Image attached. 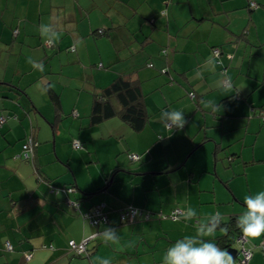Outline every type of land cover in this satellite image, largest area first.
Masks as SVG:
<instances>
[{"label":"crops","instance_id":"crops-1","mask_svg":"<svg viewBox=\"0 0 264 264\" xmlns=\"http://www.w3.org/2000/svg\"><path fill=\"white\" fill-rule=\"evenodd\" d=\"M244 6L246 0H0V116L10 112L3 96L11 85L24 89L30 99L23 101L30 119L20 114L18 120H10L0 128V264H99L101 259H109L112 264H132V259L143 255L147 257L145 264H159L149 250L140 253L146 233L168 240L166 251L176 240L193 232L173 234L165 222L154 217L139 221L141 224L136 226L140 235L133 238L126 234L118 217L125 203L168 214L175 209L185 213L191 207L197 218L190 221L197 222L220 213L211 193H215L217 185L224 186L222 181L226 180L220 179L214 191L198 192L196 186L184 198L178 192L180 182H172V172L164 174L169 175L168 184L176 186L170 201L165 202L161 192L155 191L163 186L161 174H150L148 170L169 164L129 168L119 158L131 148L120 140V136L131 135L129 127L117 118L92 126L89 116L92 92H99L118 75L131 74L139 82L151 118L156 102L160 104L157 111H182L184 106H178L176 101L194 92L204 95L205 103L220 106L226 116L246 122L250 107L264 106V92L253 97L264 86V76L250 75L256 55L252 45L263 44L264 38L252 39ZM246 28L248 40L232 42L233 34ZM101 29L104 35L97 33ZM214 46L222 48L221 60L228 66L233 88L222 87ZM227 54L233 58L229 60ZM49 88L60 94L63 110V119L53 135L46 123L55 118ZM236 92L246 100L231 99ZM66 100L70 106H66ZM152 120L159 123L157 132L161 134L165 123L157 117ZM33 133L40 146L33 162H27L17 155L22 154L21 142ZM76 140L82 141L84 150L74 148ZM104 156L107 157L102 161ZM85 163L87 167L79 173L77 167ZM115 167L138 173L130 181L120 172L113 175ZM172 167L181 169V164ZM113 180L117 197L109 194ZM181 182L188 184L189 177L181 178ZM65 186L76 191L68 195L52 191L53 187ZM231 187L233 190L232 184ZM99 189H106V193ZM89 193L90 199L82 200ZM191 193L197 202L191 201ZM102 203L106 204L109 222L92 227L82 212ZM109 227L117 231L118 244H106L102 239L100 234ZM94 234L98 236L88 244L89 257L69 254V241L82 242ZM127 240L131 248L128 250ZM8 242L12 251L5 248ZM248 243L253 248L250 264H264V236L248 239ZM51 244L54 248H47ZM27 252L32 255L28 261Z\"/></svg>","mask_w":264,"mask_h":264},{"label":"rangeland","instance_id":"rangeland-1","mask_svg":"<svg viewBox=\"0 0 264 264\" xmlns=\"http://www.w3.org/2000/svg\"><path fill=\"white\" fill-rule=\"evenodd\" d=\"M251 1L258 4L252 18L246 8L249 3L248 0H246V6H244L242 11L246 12L248 16L252 39L258 41L257 38H264V0ZM261 45L262 44L258 43L254 45L253 49L256 55L253 56L251 61L250 75L264 76V45ZM248 65L249 60L246 67H248ZM22 83L25 84L26 82L23 81ZM262 92H264V86L261 87L253 97L259 96ZM84 96L85 95H82V98H84ZM190 99L192 98L188 95L187 98L176 101L178 106H184L182 112L185 114L187 120L185 128L189 132H185L183 129H174L170 131L166 126V129L162 131L161 134L157 132L159 123L152 119L155 117L160 118L162 111L170 110L167 108L157 111L160 104L156 102V110L153 106L151 108V112L155 114L152 116L145 130L140 133L130 131V136H120V140H122L127 147L130 145L131 148L120 154L119 158H123L129 168H141L143 166L153 167L154 165H162V162L169 164L171 167L181 164V169H176L170 175L174 176V180L172 177V182H180L178 192L181 193L184 198H186L189 191H193V188L196 186L198 188L195 189L198 192L201 190L214 191V186L218 184L220 179L229 180L232 178L231 184L234 190L233 193L237 200H233L232 193L223 185H217L215 193H211L214 195L217 202L216 206L220 210V213L224 215L222 218L223 221H225L230 215H240L246 210V206L243 203L246 195H255L260 191H264V161L262 160L264 158V117L253 116L252 112H249L248 120L245 122L244 119H235L226 116L223 114L220 106L219 108H215V105L207 104L204 101H201L200 105L197 106L196 101H191ZM70 105L71 103L66 100V106ZM51 108L52 105H50V110ZM225 108H228V106ZM69 111L71 113L72 109L69 108ZM0 113L2 112L0 111ZM38 116L41 117L40 114H38ZM27 118L29 119V116H27ZM44 121L46 122L45 119ZM46 123L49 126V132L53 135L50 123ZM204 139L207 140L202 143ZM52 143H54V136L52 137ZM57 143L59 144V142ZM217 144L220 149L218 153L215 154ZM68 145L70 146L72 143L70 142ZM53 147L52 145V149ZM127 151L142 155V161L132 163L128 157L129 152ZM106 157L107 156H104L102 161L105 160ZM87 165L86 163L83 166L79 165L77 167L78 172L81 173L85 170ZM89 165L91 164L89 163ZM189 174L192 175L189 176ZM166 176L169 175L160 176V185L163 186L155 190L156 192H161L165 202L170 201L168 198L172 193L171 190L174 191L176 188L175 185L168 184L170 182L166 179ZM185 176H187V179L189 177L188 184L181 182V178L183 179ZM197 180L198 183H196ZM188 185H191L190 189L187 187ZM231 199L232 201L230 202L229 200ZM157 200L158 198L156 196V201ZM191 201L197 202L196 196L193 193H191ZM177 210L182 211L181 209ZM172 213L173 212L168 214L159 211L155 213L153 218L155 217L157 220L165 222L167 228L170 229L173 234L179 232L185 234L188 232H193V234L196 233L199 226L198 220L185 221L183 218L178 219L172 217ZM161 215L162 219L159 217ZM176 220L179 222L178 225L174 224ZM181 223L186 224L188 227L180 225ZM139 224H141V222L126 224V234L132 235L133 238L139 236L140 233L136 226ZM133 226H136L134 233L131 232V230L134 229ZM144 237L145 238L141 240L143 245L140 248V253L149 250L151 252L150 256L152 258L155 256L158 261L160 260L159 264H163L162 256L166 252L164 250V245L168 244L169 241L165 238H154L148 233H146ZM127 241L126 250L131 249L129 240ZM143 246H145L144 250ZM234 248L240 251L239 246L235 245ZM242 256L243 254L241 253L240 260ZM145 258H147L146 255L138 259H132V264H145ZM240 260H236V264H239ZM251 260L252 258L249 260L248 264H250Z\"/></svg>","mask_w":264,"mask_h":264},{"label":"trees","instance_id":"trees-1","mask_svg":"<svg viewBox=\"0 0 264 264\" xmlns=\"http://www.w3.org/2000/svg\"><path fill=\"white\" fill-rule=\"evenodd\" d=\"M248 5L246 6L250 17L252 18V15L255 11V9L257 8V3L256 2H252L251 0H248ZM165 13V12H164ZM225 27L227 28V26L225 25ZM97 33L104 35L105 34V30H99ZM247 28L245 30H243L242 33L240 34H233V38H232V42L238 43L239 41L242 40H246L247 38ZM248 40V39H247ZM264 44V43H263ZM262 44V45H263ZM261 45V46H262ZM254 47V45H252ZM71 51H74V48H71ZM213 56L214 59L216 61L217 65H220V73L223 76L222 79V87L223 88H233V82L230 80V78L228 77L227 71H228V66H224L222 63V56H223V51L222 48H220V46H214L213 47ZM162 54H167V50H162ZM226 57L231 60L233 58L232 54H227ZM150 66H152V64H149ZM163 72H167V70H164ZM181 74V78L183 79ZM179 77V76H178ZM172 81H177L179 83H181L179 80H175L172 78ZM9 85L11 83H8ZM11 90L9 92H7L6 94H4L3 96V100H5L6 103H8L9 106H7V110L10 111L9 113H6L4 115L0 116V128L8 121L10 120H18L19 119V115H26L29 116L27 110L24 107V103L23 101H29L30 99L27 96V93L25 92L24 89H21L18 85H11ZM48 95L51 99V102L53 103L54 106V114H55V118L54 121L50 123L51 127H52V131L53 133H56V131L58 130V126L60 121H62L63 119V113H62V104H61V96L59 93H57L56 91L52 90L49 88V90H47ZM13 93V94H11ZM92 96H93V102H92V109H91V114L89 116V122L90 125L94 126V125H98L101 124L102 122L109 120L111 118H117L119 120H121L123 123H125L129 129L135 133H140L143 130H145V128L147 127V125L150 123L151 121V115L149 114V112L146 109L145 106V97L139 87V82L136 81L135 79L132 78L131 74L130 75H126V74H121L118 75L117 77H115L112 82L106 86L105 88H102L99 92H92ZM190 96L195 99L197 106L200 105L201 101H204V95H197L194 92H192L190 94ZM235 99L237 101H241V100H246V96H244L242 93L236 92L235 94H233L231 96V99ZM214 105V104H213ZM215 108H218V105L214 106ZM21 111V113H20ZM249 112H252L253 116H262L264 117V106L260 107V108H256V107H250ZM4 120L3 123H1V120ZM30 119V116H29ZM168 130H174L176 129L175 127H167ZM182 130V129H181ZM183 130H186V128L184 127ZM207 139H204L202 141L205 142ZM79 144L80 147H76L73 143V146L76 150H84V144L82 143L81 140H76ZM40 146V141L37 140V138H35V134H29V136H27L22 142H21V147H22V154L17 155V157L23 159L24 161L27 162H33L35 155H36V150L37 148H39ZM220 147L217 144L216 148H215V154L218 153ZM128 153V157L130 159V161L132 163H136V162H140L142 161V155H139L137 153H130V151H127ZM132 155H137L138 158L133 160L132 159ZM250 165V164H248ZM170 165H167L165 167H161V166H157L158 168L154 167V168H150V170H148L150 172V174H169L171 172H174L178 167H169ZM114 172L113 175H115L116 172H120L119 174H122L123 177L125 178H129V180L131 181L132 179L134 180V175L137 174L138 172L136 171H131L130 169H126V168H119V167H115L114 168ZM35 172L39 173V170L37 169V167H35L34 169ZM112 171V170H111ZM110 171V172H111ZM140 174V173H139ZM192 174H189V176ZM127 178V179H128ZM112 178L110 177L109 180H111ZM232 178L226 181H222V183L224 184L225 188L232 193L233 195V200H237L236 196L233 193L232 187H231V182ZM113 186H112V191L109 192V194H113L115 197H117V194H114V190H115V185H116V181L113 180ZM72 188L76 191V189L74 187L71 186H65V187H53V193H63L68 195L70 194L69 192H67V189ZM98 191H102L106 193V189H99ZM74 192V191H73ZM71 192V193H73ZM90 195H92V193L86 194V196L83 197L82 200H89L90 199ZM80 203V202H79ZM244 203V202H243ZM103 204V203H102ZM97 206H101V204H96L93 207L89 208L87 211L82 212V215L84 217V219L86 221H88V223L92 226V227H98L99 223L97 225H92L90 220L88 218H86V214H92L93 211L95 210V208ZM106 204L104 205V207H102V215L104 219H100V224H107L109 222V217H108V212L105 209ZM137 211V213L135 215L132 216V212ZM155 215L154 212H152L151 210L145 209V208H140V207H136L134 206L132 203H125L124 208H121L118 210V217L120 220V223L123 225L126 224H134L136 222L139 221H149L152 220L153 216ZM184 216V212L180 211V214L177 213V209H175L172 213V217L181 219ZM239 216V214H232L230 215V217L223 221V218H221L220 221V228H218L216 231H218L219 234H217L214 237L215 242L221 247V248H225V249H230V248H234L235 245L239 246L240 251L242 248H245L247 250H250L253 256V248L249 247V243H248V239H246L245 243H242V241L240 240L243 237L242 232L240 231V229L236 226V218ZM162 219V215L159 216ZM223 229V230H221ZM92 236H90L89 238L85 239L88 240V243L86 245V250L83 252H79L78 250H74L73 248H71L70 246V242L74 241L77 245L81 244V242H76L75 240H71L68 242V252L69 254H71L73 257H77V258H84V257H89V255L91 254L88 248V244L92 241H96L97 237L91 238ZM83 240V241H85ZM82 241V242H83ZM10 245V246H8ZM97 245V244H96ZM95 245V247H96ZM46 248V246H44ZM6 250L8 251H12L14 248L13 246L8 242L6 245ZM47 248H51L53 249L54 246L48 245ZM93 249L92 251L97 250ZM239 250V249H238ZM238 251V256L235 260H240V254L241 252ZM30 254V253H26L25 254V259L26 261H28L26 255ZM31 255V254H30ZM251 256V258H252ZM32 257V256H31ZM250 258V259H251ZM31 259V258H30ZM29 259V260H30ZM249 262V261H248ZM248 264V263H247Z\"/></svg>","mask_w":264,"mask_h":264},{"label":"clouds","instance_id":"clouds-1","mask_svg":"<svg viewBox=\"0 0 264 264\" xmlns=\"http://www.w3.org/2000/svg\"><path fill=\"white\" fill-rule=\"evenodd\" d=\"M161 120L166 127L183 129L187 124L182 111H162ZM246 210L236 218V226L246 239H257L264 236V191L244 198ZM197 218L195 209L189 207L184 213L185 221ZM219 212L199 222L194 235H185L167 248L163 264H236L235 258L228 249L221 248L214 240V234L220 228ZM223 230V229H221ZM106 244H118L119 235L111 227L100 234ZM210 239H205V238ZM99 264H112L109 259L99 260Z\"/></svg>","mask_w":264,"mask_h":264},{"label":"built area","instance_id":"built-area-1","mask_svg":"<svg viewBox=\"0 0 264 264\" xmlns=\"http://www.w3.org/2000/svg\"><path fill=\"white\" fill-rule=\"evenodd\" d=\"M4 120L2 119L1 120V123H3ZM76 147H80V144L78 142H75L74 144ZM138 156L137 155H132V159L135 160L137 159ZM102 207L101 206H97L95 208V210L93 211L92 214H86V218H88L91 222L92 225H97L98 222L100 221V219H104L103 218V215H102ZM137 213V211L135 210L134 212H132V216L135 215ZM177 213L180 214V211L177 210ZM98 235L97 234H94L91 238H94V237H97ZM242 241V243H245L246 242V239L245 238H241L240 239ZM88 243V240H85L83 242H81V244L77 245L74 241H71L70 242V246L71 248H73L74 250H78L79 252H83L86 250V245ZM10 246V245H8ZM241 253L243 254L241 260H240V263L239 264H247L248 261L250 260L251 256H252V253L250 250H247L245 248H242L241 250ZM32 255L30 254H27L26 257L27 259L29 260L31 258Z\"/></svg>","mask_w":264,"mask_h":264},{"label":"water","instance_id":"water-1","mask_svg":"<svg viewBox=\"0 0 264 264\" xmlns=\"http://www.w3.org/2000/svg\"><path fill=\"white\" fill-rule=\"evenodd\" d=\"M228 250H229L230 253L233 255V257L236 259L237 256H238V251H237V249H235V248H230V249H228Z\"/></svg>","mask_w":264,"mask_h":264},{"label":"bare ground","instance_id":"bare-ground-1","mask_svg":"<svg viewBox=\"0 0 264 264\" xmlns=\"http://www.w3.org/2000/svg\"><path fill=\"white\" fill-rule=\"evenodd\" d=\"M75 142H77V141H75ZM75 142H74V144H75ZM73 191H75V190L72 189V188L67 189V192H69V193H71V192H73ZM101 207H104V205L101 204ZM98 223L100 224L101 222L99 221ZM99 224H98V225H99Z\"/></svg>","mask_w":264,"mask_h":264}]
</instances>
